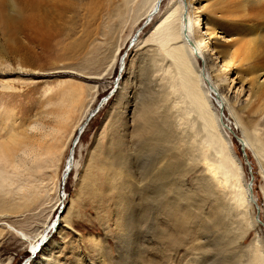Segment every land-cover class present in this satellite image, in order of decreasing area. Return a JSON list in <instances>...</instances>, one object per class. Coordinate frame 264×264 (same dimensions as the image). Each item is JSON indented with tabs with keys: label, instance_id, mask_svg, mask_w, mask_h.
<instances>
[{
	"label": "rangeland",
	"instance_id": "374dc122",
	"mask_svg": "<svg viewBox=\"0 0 264 264\" xmlns=\"http://www.w3.org/2000/svg\"><path fill=\"white\" fill-rule=\"evenodd\" d=\"M114 1L111 4V0L94 3L81 0L75 8L71 5L76 12L65 11V16H99V23L95 24L93 17L75 21L72 33L76 35L59 39L60 45L46 57L39 70L25 63L28 50L36 45L23 22L17 19L29 13L28 0H0V57L11 64L7 73H0V97L5 96L0 100V130L5 125L4 118L14 120L12 124L18 132H28L31 137L28 142L33 144L31 155L18 152L19 158L29 164L30 175L14 183L10 196L0 199V264H97L100 260L103 264H235L233 257L237 258L238 252L244 250L251 256L259 250L264 255V113L253 122L240 108L249 98L254 65L262 62L264 66L263 55L256 61H248L238 51L242 55L237 53L238 57L229 58L228 69L213 77L231 102V108L221 115L216 101H212L216 113L220 112L222 122L227 125L223 129L233 154L241 162L246 181L252 176L238 138H246L250 145L246 152L253 168L255 198L261 209L258 227L250 229L246 220L256 214L255 206L246 213L245 222L242 216L235 215V210L232 215L225 213L212 192L200 183L202 177L196 178L202 174V165L197 168L196 163L186 162L176 168L175 159L167 150L152 148L149 138L153 126L139 125L131 117L133 105L139 102L141 78L151 77L160 86H170L168 79L176 74L174 67L154 68L148 60L140 64L141 57L154 44L151 42L154 27L175 0H163L151 20L144 15L139 22L136 19L151 3L135 0L137 11L126 15L111 40L104 36L102 28L106 16L114 15L115 3L121 2ZM200 6L196 2L191 12ZM14 9L21 14L14 13ZM195 17L193 35H206L205 27L202 30L196 26ZM185 20L189 24L187 16ZM91 31L97 35L89 37ZM218 37L232 44L236 52L233 43L241 36H227L219 30ZM83 42L85 46L78 47ZM35 48L41 51L38 46ZM116 48H120V55L111 62V53ZM196 52L197 64L205 67L202 55L208 53L207 48L200 46L195 48ZM94 56L96 65L87 66L86 60ZM216 56H211L216 62L213 69L209 64L213 76L218 74L213 70L222 65ZM8 84V88H3ZM70 88L77 95L76 101L67 96ZM171 89L168 88L170 93ZM173 94L169 99L177 100L179 96ZM71 104L74 107L67 115L69 123L58 127L57 120L61 117L53 112ZM91 112L94 115L75 147L73 170L67 184L61 186L77 127ZM152 118L158 125L154 114ZM57 143L60 148L50 153L49 149ZM137 145L144 148L138 155L134 153ZM163 157L173 166L171 178L156 173L164 167L159 162ZM182 161L181 158L178 164ZM24 168L20 171L24 172ZM141 179H145L143 184ZM25 188L27 199L20 195ZM232 216L238 224L234 223L236 226L221 242L218 233L227 229ZM124 249L127 257L120 258ZM248 260V256L239 259L241 263Z\"/></svg>",
	"mask_w": 264,
	"mask_h": 264
},
{
	"label": "bare ground",
	"instance_id": "6f19581e",
	"mask_svg": "<svg viewBox=\"0 0 264 264\" xmlns=\"http://www.w3.org/2000/svg\"><path fill=\"white\" fill-rule=\"evenodd\" d=\"M78 1L81 2V0H28L29 13L26 16H18L17 19L23 22L31 42L38 46L41 51L36 50V46L29 49L25 57L26 64L41 70L43 68V64L41 63L46 61V57L60 45L59 39L68 34L72 36L76 35L75 32L72 33L75 21L78 23L82 19L93 17V20L96 22L95 24L99 23L97 21L99 16H65V11L73 10L71 5L75 8ZM91 1L93 2L94 0ZM134 1L121 0L120 3H115L114 15L106 16L105 18L106 23H104V28H102L105 31V35L103 32L104 36H108L111 40L113 39L114 31L120 25H123L128 16L127 14L133 10L137 11L138 7L134 6ZM114 2V0H111V4H114ZM162 2L163 0H141V3H151V5L136 21L139 22L144 15H146L145 19L151 20L155 15L157 7ZM196 2L201 6L191 12V6ZM51 3L54 5H51ZM59 3L60 5L58 6ZM137 6H140V4ZM236 8L240 11H236ZM14 10V13L21 14L16 9ZM72 12H76V10L74 9ZM193 15L194 17L196 15V21H194L196 26L202 28V30L205 27L206 35H198L199 33L193 35L192 27L195 26L192 23ZM185 16H187L189 24L186 23ZM103 21H105L104 18ZM143 21L140 25H142ZM227 22L230 24L227 25ZM233 22L236 23L234 24ZM80 26L83 27V24L81 23ZM219 30L227 36L230 34L241 36L237 40L238 42L236 41L237 43H233V46L234 44L236 46V52H233L232 44H228L225 39L222 40L221 37L217 39V31ZM93 31L89 32V37L93 35ZM95 32L97 33V30ZM239 32H243V34L241 35ZM204 36H207V38ZM153 37L151 42L154 44L150 45L148 52L141 57L140 64L148 60L147 63H153L154 65H150L154 66V68L167 67L169 69L170 67H174L176 70L172 69L174 73L176 71V74L173 73V77L168 79L170 86L162 84L165 87L162 85L161 87L160 83L153 81V79L150 80L151 77L143 80L141 78V82H139L140 90L137 95L139 102L137 101L133 105L131 117L136 119L139 125L146 123L153 126L154 130L151 132L152 135L149 138L151 143H153L152 148L156 147L159 150H167L172 156L171 158L175 159L176 168L182 167L186 162L196 163L197 168L202 165V174L196 177H202L199 179L202 186L212 192V196L216 198L218 206L225 213L232 215L235 210V215L238 217L242 216V219H244L246 213L255 206L254 201L256 198L253 187L249 186L251 179L246 181L242 177L241 162L231 150L228 137L223 129V126L227 125L225 122H222L223 118H220V112L216 113V109L213 106L212 101H216L218 109H221V115L223 114V110L231 108L230 100L219 89V85L214 81L213 77L220 76L219 73L221 71L228 69L231 63L228 59L232 57L234 59L237 53L239 55L240 52L238 51H241L248 61H256L261 54L264 58V0H175L170 10L165 16L161 17L159 23L154 27ZM79 45L78 47L85 46L84 42L83 44L79 43ZM203 45L204 48H207L208 52L202 55L205 67L197 64L198 62L194 58L198 54L197 52L195 53V48L199 49ZM119 55L120 48L114 49L111 53L110 61H116L115 57ZM215 55H217L216 60L219 59L222 65L220 69L216 68V70H213L218 72V74L215 73L216 76H213L209 70V64L213 69L216 62L215 58L212 59L211 56ZM95 59L96 56L88 58L86 60L87 66L93 65L94 67L97 63V60L94 61ZM9 66L11 64L9 65L4 58L0 57V73H7L6 69H9ZM18 67L23 69L21 65H18ZM139 67L141 68L142 65H139ZM159 68H157V71ZM253 68L254 77L250 85L249 98L240 104V108L254 122L253 119L256 116L259 117L264 113V66L260 62L256 63ZM11 69L13 68L11 67ZM168 73L170 74V72ZM8 87L9 84L3 86V88ZM167 87L172 88L173 92L170 93ZM69 90L67 96H73V101H76L74 97L77 98V95L73 93L71 88ZM173 93L179 96L177 100H173L172 97V100L169 99V96ZM175 94L173 95L175 96ZM2 97L5 96L2 95ZM2 97H0V100L4 99ZM119 99L118 93L117 106L120 105ZM68 106L64 110L57 108L53 112L57 117H61V119L57 120L58 127H64L69 123L67 115H69L71 108L74 106L73 104ZM93 113H89L86 119L77 127L72 146L69 150L65 170L60 179L61 186L67 184L68 176L73 170L72 163L75 158V147L93 117ZM153 114L159 122L158 125L153 122ZM178 119H180V122ZM4 121L5 125L2 131L0 130V199L2 200L12 194L11 187L14 183L26 180L27 178L25 177L30 175L27 167L29 164L24 158H19L18 152L22 150L26 156H29L31 155L30 146L33 145L31 141H29L31 145L28 142V139L31 138L28 137V132L26 134L25 132L22 134L18 132L19 130L15 128L16 126L12 124L14 120L11 122V120L4 118ZM8 122L10 123L8 124ZM239 140L244 145L246 152V148L250 147L248 140L246 138H239ZM259 142L260 139L258 140ZM58 148H60V143L52 146L49 152L53 154ZM134 151L138 155V153L144 151V148L138 146ZM181 158L183 161L181 164H178ZM166 159L163 157L159 161L161 165L164 164V167L157 171L158 165L157 168L155 167V171L160 175L171 178L173 176V166ZM21 167H25V176L23 175L25 171H20ZM107 168H110V166H107ZM23 176L25 179H23ZM144 182L145 179H141L140 183L143 184ZM27 191L25 188V193L23 194L22 192L20 194L25 199H27ZM255 208L256 214L251 217L250 221L249 219L246 220V224L250 229H256L259 224L258 221H260V214L259 218H257L258 211L256 206ZM231 219L228 222L227 229L222 233H218L222 236L219 239L221 242L224 236L236 226L234 223L238 224V220L235 222L233 216ZM45 231H42L41 235ZM124 246L125 243H123L122 247L124 248ZM259 251H256L251 256L244 250L238 252L237 258L233 257L232 260L236 261V263L234 262L235 264H264V255ZM247 256L249 257L248 263H241L239 261V259ZM123 257H127L126 249H124V252L120 256V258ZM101 261L103 260H100V263L98 262L97 264H103Z\"/></svg>",
	"mask_w": 264,
	"mask_h": 264
},
{
	"label": "water",
	"instance_id": "95a60500",
	"mask_svg": "<svg viewBox=\"0 0 264 264\" xmlns=\"http://www.w3.org/2000/svg\"><path fill=\"white\" fill-rule=\"evenodd\" d=\"M94 115V114H93ZM91 118V117H90ZM229 130H230V128H229ZM78 141V140H77ZM238 142H239V144H240V146H241V150H242V152H243V154H244V160L246 161L245 163L248 165V168H249V172H250V174H251V176L252 177H250V184H249V186L252 188L253 187V183H254V175L252 174V164H251V162H250V160L248 159V156H247V154H246V152H245V147H244V145L242 144V143H240V140H239V138H238ZM254 203H255V206L257 207V211H258V216H257V218H259V214H260V208H259V204H258V202H257V200H255L254 201ZM263 226H264V223H263Z\"/></svg>",
	"mask_w": 264,
	"mask_h": 264
}]
</instances>
